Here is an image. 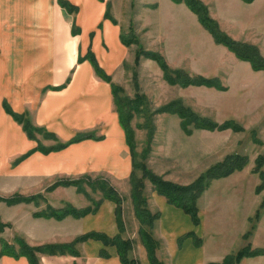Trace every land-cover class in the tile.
Returning a JSON list of instances; mask_svg holds the SVG:
<instances>
[{"label": "crops", "instance_id": "crops-1", "mask_svg": "<svg viewBox=\"0 0 264 264\" xmlns=\"http://www.w3.org/2000/svg\"><path fill=\"white\" fill-rule=\"evenodd\" d=\"M204 1L224 30L237 39L258 44L264 52V14L260 13L264 0ZM150 2L158 3L148 13L157 15L155 26L165 33L154 38L197 40L204 43V51L201 47L197 56L208 54L211 35L185 2ZM106 12L107 0H0V198L17 194L35 198L14 204L0 201V211L26 210L24 223L16 222L14 228L31 245L72 243L86 233L96 234L79 241L76 254L39 252L38 264H124L118 246L111 240L121 232L124 236L126 230L123 226L122 231L114 200L104 196L95 211L81 216L35 214L45 211V207L39 209L44 202L51 207L61 206V201L77 204L81 194L77 185L60 184L50 189L59 181H130L131 147L113 90L115 77L129 59L130 45L123 39L119 22ZM93 56L111 80L96 71ZM7 108L31 116L39 128L34 137ZM36 199L43 202L36 203ZM153 199L160 209V230L170 237L175 264L182 256L175 241L177 235L164 230L165 221L172 219L174 205L162 194H155ZM257 202V196L249 199L247 220ZM228 204H223L225 230L231 228L232 205L229 208ZM218 205L215 202L212 207ZM205 211L199 207L203 218ZM4 226L0 227V236ZM258 227L252 243L264 247V218ZM242 232L243 228L239 234ZM233 245L210 242L199 264L221 262L233 251ZM160 249L157 254L166 262ZM144 261L150 264L148 254ZM244 261L264 264V255ZM0 264L33 263L26 255L5 252L0 254Z\"/></svg>", "mask_w": 264, "mask_h": 264}, {"label": "rangeland", "instance_id": "rangeland-1", "mask_svg": "<svg viewBox=\"0 0 264 264\" xmlns=\"http://www.w3.org/2000/svg\"><path fill=\"white\" fill-rule=\"evenodd\" d=\"M150 1L107 0L108 15L119 22L125 38L137 42L130 45L129 59L124 63L114 81L123 88L119 91L121 97L127 95L135 98L139 94L145 98V109L135 112L136 114L130 122L134 130L137 161L139 164L146 163L150 169L167 180L187 185L211 167L225 162L232 155L240 154L248 158L247 164L243 168L213 179L210 186L199 197L198 206L206 209V217L203 218L199 213L195 219L190 213L173 204L175 210L172 212V219L170 222L165 221L164 230L167 233L173 230L177 235L175 241L182 256L181 260L176 259L175 264L201 263L203 261L202 251L204 247H209L210 242L217 245L233 242V251L230 253L234 252V255L248 244L253 249L261 250V254L244 256L236 263L249 264L244 261L246 258L264 255V247L260 245L255 247L252 243L253 236L264 218V206H262L264 186H261L264 183V69L255 70L250 61L240 59L226 45L217 43L207 28L212 39H209V44H207L208 54L203 58L197 54L201 47H204V43L201 44L197 40L154 38L153 36L165 33L159 29V26H155L157 15L148 13V10L158 4L156 2L151 4ZM202 1L206 3L204 0ZM206 4L213 16L210 5ZM147 5L151 7H147ZM186 5L188 6L187 3ZM260 13L264 14V9L260 10ZM148 18L151 23L148 22ZM203 34H206L204 30ZM235 39L257 45L264 55L258 44ZM141 45L147 50L162 53L173 68H184L191 75L218 77L219 84L225 86L226 89L208 85L182 86L169 83L156 60L142 55L137 63L136 55ZM173 101H177L179 107L184 106L185 114L194 120L189 124L190 133H187L181 125L182 120L179 112L157 111ZM122 108L124 109L123 105ZM27 118L32 122L29 114ZM124 118H127V114H124ZM203 118L219 124L227 120H234L238 129L234 130L229 127L211 130L197 127L196 122L202 121ZM33 125L36 126L34 123ZM259 161L261 169L257 170ZM137 173L142 174L141 168H137ZM98 184L96 186L92 182H83L80 197L76 199L77 204L73 207L78 210L92 209L96 203L104 199L106 184L103 182ZM145 184L148 205L153 214H158L154 219L153 227L147 226L160 241L161 256L165 258L167 264H173L171 253L173 247L169 242L170 237L165 236L160 230V209L153 199L155 194L159 193L154 189L150 179L147 178ZM107 185H113L123 197L122 220L126 228L124 237L130 238L134 242L130 255L136 256L140 264H149L148 261L142 262L148 251L141 240L142 222L137 215L133 201L131 182L127 180ZM256 196L258 201L256 209L251 212L247 220L245 212L249 205V199L253 201ZM0 201L10 204L4 198ZM35 202L43 201L36 199ZM61 202V206L53 207L60 210L70 205L65 201ZM215 202H219L218 207H212ZM226 203H229V208L232 205L231 219L228 224L231 228L229 230L224 229L227 216L223 219L225 210L223 204ZM50 205V203L44 202L38 207L39 209L45 207V211H50ZM258 210L260 216L255 220ZM25 211L23 209L12 212L9 208L0 211V219L2 221L3 218L5 219L3 222L6 226L2 230L3 235L0 236V254L1 252H20L21 247L17 243L20 231L17 232L14 227L16 222L21 225L24 223ZM9 218H12L10 220L14 224L10 222ZM254 222H256V227L253 233L246 236ZM241 228H243V234H239ZM23 238L25 239V237ZM213 251L216 252V250ZM208 263L210 262L204 261L202 264Z\"/></svg>", "mask_w": 264, "mask_h": 264}, {"label": "trees", "instance_id": "trees-1", "mask_svg": "<svg viewBox=\"0 0 264 264\" xmlns=\"http://www.w3.org/2000/svg\"><path fill=\"white\" fill-rule=\"evenodd\" d=\"M175 1H185L188 6L197 13L200 22L207 28L213 35L215 41L220 44L226 45L231 51L235 52L237 57L243 60H248L251 62L252 67L255 70L264 69V55L261 53L259 47L255 44L249 42H243L236 40L233 38L228 32L223 30L220 26V23L217 19H215L209 10V7L202 0H175ZM108 15V12H106ZM123 39L127 45H131L132 43H137L134 40H128L123 35ZM144 56L146 58L154 59L158 62L160 67L164 72L165 79L171 84H179L182 86L187 85H208V86H216L221 89H226L225 86L219 84L218 77H206L203 75H191L189 71L184 68H173L164 55L158 51L147 50L143 45L139 46L138 52L136 55V61L139 63L140 57ZM92 62L95 66V69L99 74L104 76L105 78L111 80L110 76H105L100 68L98 62L95 57H92ZM123 89L119 87L116 83H113V90L115 95V102L117 105V109L119 111L121 122L127 133V140L131 147V154L133 158V170L130 176V182L132 185V196L135 207L137 209V215L141 218L142 226H141V240L143 241L147 251L150 264H167L164 260H162L158 254L157 249L160 246V241L157 237L149 230L148 226L153 227L154 219L158 216V214H153L152 210L148 205V197L145 192V180L148 178L153 183L154 189L159 193L167 197L168 201L171 204L179 206L184 209L187 213H190L193 218L197 219L199 216V206L198 199L202 195V193L207 189L211 181L216 178H220L226 176L237 169L243 168L248 161L246 156L235 154L232 155L229 159H226L225 162H220L215 166L211 167L207 172L200 175L196 180L189 184L176 183L170 180L163 178L162 176L155 173L152 169H150L146 163L139 164L137 161L136 154V145L134 141V130L130 124L134 115L137 112L145 109V98L144 96H140L137 94L135 98L124 95L120 96L119 91ZM124 106V109L122 108ZM14 115V117L23 124V127L27 131L28 135L31 137L35 136L36 131H39L37 126H34L32 122H30L29 118H27L28 114H19L14 112L11 108H7ZM166 110H173L179 112L181 117V125L190 133L189 124L194 121L187 114H185V107L178 106L177 101L170 102L168 105L159 108L157 111L163 112ZM136 112V113H135ZM124 114H127V118H124ZM200 120V119H199ZM234 120H227L223 123H217L212 120L204 119L202 121L196 122L197 127H203L207 129H227L229 127L234 130L238 129V126L235 124ZM36 130V131H35ZM257 170L261 168V162L257 164ZM141 168L142 174L137 173V168ZM264 177V176H263ZM264 180V179H263ZM85 182L84 179L77 180H62L59 181L50 188L52 189L57 185H70L75 184L78 186V189L81 191L82 183ZM97 186L96 182H92ZM105 197L114 200L117 204V216L121 227L123 228L124 223L122 220V204L123 197L118 193L117 189L113 185H107L105 183ZM110 184V183H109ZM99 186V184H98ZM264 186V183L261 184ZM3 198H0V200ZM34 197H27L21 194H17L13 197L7 199L8 203L14 204L21 201H31L34 200ZM69 206V207H68ZM63 209H55L50 206V211L44 212H36L37 216H56L57 218H63L68 214H73L76 216L85 215L89 212L95 211L97 206H99V202L96 203V206L92 209L85 208L82 210H78L73 205H68ZM264 206V202L262 204ZM260 216V211H257L255 216V220ZM5 223L0 219V227H3ZM148 225V226H147ZM146 228H145V227ZM256 227V222H254L248 231L246 236H250L254 228ZM124 231V228L122 229ZM96 235L94 232L86 233L77 237V239L72 243H60V244H47L44 246L31 245L25 240L23 237L19 236L17 243L20 245L21 249L19 253H15V255H26L29 257L30 261L33 264H38L39 262V252L45 254H76L78 250L75 248V245L79 241H83L90 236ZM105 239V237H104ZM109 239V238H106ZM105 239V240H106ZM113 243L118 246L120 255L124 264H140L138 259L130 255V252L133 250L134 242L130 238H126L122 235V232L117 235L115 238L111 239ZM2 253V252H1ZM234 253V252H233ZM229 253L225 256L223 261L221 262H210L208 264H236L238 263L242 257L249 255L261 254V250L253 249L250 244L246 245L243 249L238 251L237 254Z\"/></svg>", "mask_w": 264, "mask_h": 264}]
</instances>
